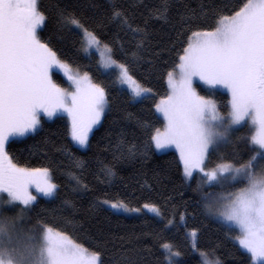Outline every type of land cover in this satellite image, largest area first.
<instances>
[{
    "label": "trees",
    "instance_id": "trees-1",
    "mask_svg": "<svg viewBox=\"0 0 264 264\" xmlns=\"http://www.w3.org/2000/svg\"><path fill=\"white\" fill-rule=\"evenodd\" d=\"M247 1L36 0L43 22L39 41L61 63L88 73L100 85L106 109L84 148L72 143L64 117L56 115L41 118L34 133L6 143L14 165L48 169L55 185L52 197L37 198L14 222L25 237L19 242L25 245L30 239L31 264H39L38 234L44 227L93 253L98 264H171L167 245L177 255L174 264H200L199 255L219 264H251L234 241L235 229L207 211L204 198L221 194L219 190L206 186L200 175L187 182L177 154L160 152L153 143V134L163 124L156 102L167 95V78L191 35L214 30ZM80 28L108 46L111 59L151 94L133 100L119 88L114 75L99 67L97 56L81 50ZM52 77L65 85L59 73ZM214 97L225 124L228 95L217 91ZM256 151L254 128L245 122L217 144L206 165L226 162L244 168L245 178L226 191L236 190L253 173ZM101 201L129 208L151 205L162 217L146 212L126 216Z\"/></svg>",
    "mask_w": 264,
    "mask_h": 264
},
{
    "label": "rangeland",
    "instance_id": "rangeland-1",
    "mask_svg": "<svg viewBox=\"0 0 264 264\" xmlns=\"http://www.w3.org/2000/svg\"><path fill=\"white\" fill-rule=\"evenodd\" d=\"M42 23L36 0H0V264H31L30 239L25 245L19 242L24 234L15 223L37 198L55 193L48 169L10 161L7 141L34 133L41 118L56 115L64 117L72 143L84 148L106 109L100 85L88 73L61 63L39 41ZM80 30L81 50L95 54L99 67L114 75L119 88L133 100L151 94L111 59L108 46ZM54 72L66 78L64 86L53 80ZM167 87V95L156 102L163 124L153 134L155 149L177 154L187 182L200 175L206 186L219 190L221 194L203 200L208 213L235 229L234 241L251 264H264V0H248L214 30L193 33L181 61L169 73ZM217 91L228 95L225 124L214 97ZM245 122L254 128L258 157L246 184L227 192L245 178L244 168L226 162L209 167L207 159ZM101 204L126 216L146 212L162 217L151 205ZM12 206L18 207L14 213L8 211ZM38 236L39 264H98L93 253L63 233L44 227ZM166 254L174 264L177 255L169 245ZM199 262L219 264L204 255H199Z\"/></svg>",
    "mask_w": 264,
    "mask_h": 264
}]
</instances>
